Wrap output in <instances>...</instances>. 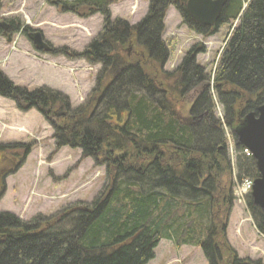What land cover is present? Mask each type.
I'll return each instance as SVG.
<instances>
[{"label": "trees", "instance_id": "trees-1", "mask_svg": "<svg viewBox=\"0 0 264 264\" xmlns=\"http://www.w3.org/2000/svg\"><path fill=\"white\" fill-rule=\"evenodd\" d=\"M46 1L63 13L103 18L84 50L49 46L54 56L101 66L95 86L74 108L61 92L18 87L0 70V97L21 112L38 111L54 131L55 150H80L82 159L105 167L109 184L91 202L70 204L52 217L26 222L0 212V264H149L163 239L200 248L208 264H260L241 259L228 244L235 180L223 121L234 131L264 105V0H228L214 27L196 23L187 0H148L146 17L135 25L112 18L110 6L121 0ZM171 6L183 26L205 38L236 23L213 74L196 61L205 51L200 44L175 71L164 72ZM20 32L31 30L10 23L11 36ZM210 81L223 121L214 113ZM182 102L190 106L184 116L177 110ZM33 147L0 143V200L5 179ZM236 170L240 181L259 176L252 156L239 157ZM246 208L264 236L263 215L250 197Z\"/></svg>", "mask_w": 264, "mask_h": 264}, {"label": "rangeland", "instance_id": "rangeland-1", "mask_svg": "<svg viewBox=\"0 0 264 264\" xmlns=\"http://www.w3.org/2000/svg\"><path fill=\"white\" fill-rule=\"evenodd\" d=\"M54 6L45 0H1L0 23H5L2 19L19 23L31 32L15 34L12 42L8 41L9 33L0 37V69L18 87L28 90L45 87L72 94L73 101L69 97L72 107H77L85 103L94 88L101 66H91L82 60L73 61L46 53L44 49H36L30 36L38 31L53 48L69 47L82 51L101 31L103 18L100 15L81 18L76 14L63 13ZM148 9V0H121L110 6L113 19H122L131 25L144 19ZM164 24L163 39L170 48V58L163 68L164 72L175 71L188 51L200 44L205 51L197 56L196 61L210 75L223 53L231 27L236 25L231 20L216 35L205 38L183 26L180 14L173 6L167 10ZM67 62L70 66L66 69L64 65ZM61 67L66 69V74L60 70ZM210 82L208 88L213 94L214 113L221 120L224 117L223 107ZM188 99L190 105L191 96ZM185 103L177 106L180 116H184L190 107H186ZM16 114L0 127V140L6 138L34 143V147L22 167L5 179L6 191L0 200V212L14 214L26 222L38 215L52 217L70 204L91 202L109 184L105 167L97 166L92 159H82L80 150L69 147L55 150L52 139L54 131L38 111L31 110L24 114L17 111ZM6 127L15 133L12 138L6 135ZM228 137H232L230 131ZM232 139L236 144L235 138ZM241 149L238 148L239 155L235 147L233 154L229 153L232 166H238L239 157L247 156ZM236 175L240 181L237 170ZM245 203L234 200L228 219V244L241 259L264 264V236L256 232ZM223 259L226 261L225 256ZM149 264L208 262L200 248L186 245L177 247L173 240L163 239L155 249V259Z\"/></svg>", "mask_w": 264, "mask_h": 264}, {"label": "water", "instance_id": "water-1", "mask_svg": "<svg viewBox=\"0 0 264 264\" xmlns=\"http://www.w3.org/2000/svg\"><path fill=\"white\" fill-rule=\"evenodd\" d=\"M227 1L187 0L186 8L196 23L214 27L218 23ZM0 26L7 28L6 23H1ZM8 41L11 42L10 37ZM33 43L39 49L50 50L43 42L41 33L37 32L33 35ZM234 134L237 145L246 149L255 161L259 176L253 182L250 198L252 204L261 211L264 219V105L258 108L257 113L247 114L234 129Z\"/></svg>", "mask_w": 264, "mask_h": 264}, {"label": "crops", "instance_id": "crops-1", "mask_svg": "<svg viewBox=\"0 0 264 264\" xmlns=\"http://www.w3.org/2000/svg\"><path fill=\"white\" fill-rule=\"evenodd\" d=\"M68 63L69 62H67L64 66L66 67V69L67 68H69V66L70 65H68ZM41 64H45V63H41ZM65 69V70H66ZM60 70L63 72V73H65L66 74V71L61 67L60 68ZM62 72H60V74L62 73ZM62 75V74H61ZM64 76V75H63ZM61 92V91H60ZM63 94H65L64 92H62ZM65 95H67L68 97H70V98H72V101H73V97H72V94H65ZM81 106V105H80ZM77 107H79V106H77ZM17 111H19L18 110V108H17V106H16V104L14 103V102H12V101H9V100H5V99H3V98H1L0 97V127H2L3 126V123L5 124V122L7 121V120H9L10 119V117H15L17 114H16V112ZM20 113H22V112H20ZM24 114V113H23ZM5 127V126H4ZM7 128V131H8V134H6L7 136L9 135L10 136V138H12L14 135L13 134H15L14 132L12 133L11 131V129L10 128H8V127H6ZM5 128V129H6ZM11 130V131H10ZM5 132H6V130H5ZM5 134V133H4ZM3 134V135H4ZM3 141H1L0 140V142H4V143H8V142H15V141H11V140H8V139H6V138H3L2 139ZM230 222H231V219H230ZM251 224V223H250ZM246 227H247V229H249V227L247 226V225H245ZM246 227H244V228H246ZM240 229L242 228V227H239ZM255 228V227H254ZM229 227H228V232H229ZM256 230V229H255ZM256 232H257V230H256Z\"/></svg>", "mask_w": 264, "mask_h": 264}, {"label": "built area", "instance_id": "built-area-1", "mask_svg": "<svg viewBox=\"0 0 264 264\" xmlns=\"http://www.w3.org/2000/svg\"><path fill=\"white\" fill-rule=\"evenodd\" d=\"M253 182L249 179L244 180L241 184L236 185V194L239 197H243L245 194L249 193L252 189Z\"/></svg>", "mask_w": 264, "mask_h": 264}, {"label": "flooded vegetation", "instance_id": "flooded-vegetation-1", "mask_svg": "<svg viewBox=\"0 0 264 264\" xmlns=\"http://www.w3.org/2000/svg\"><path fill=\"white\" fill-rule=\"evenodd\" d=\"M46 1V0H45ZM0 2H1V0H0ZM53 4L55 5L54 7L55 8H57V5H56V2H53ZM2 21H4L5 23H6V27L7 28H4V27H1L0 26V36H2V35H5V34H7L8 32H9V30H10V23H12V21H7V20H4V19H2ZM1 24V23H0ZM34 34V33H33ZM33 34L30 36V39L33 41ZM44 43L45 44H48L47 43V41H45V39H44ZM47 46V45H46ZM48 46H49V44H48Z\"/></svg>", "mask_w": 264, "mask_h": 264}, {"label": "bare ground", "instance_id": "bare-ground-1", "mask_svg": "<svg viewBox=\"0 0 264 264\" xmlns=\"http://www.w3.org/2000/svg\"><path fill=\"white\" fill-rule=\"evenodd\" d=\"M174 6V5H173ZM96 67V66H95Z\"/></svg>", "mask_w": 264, "mask_h": 264}]
</instances>
